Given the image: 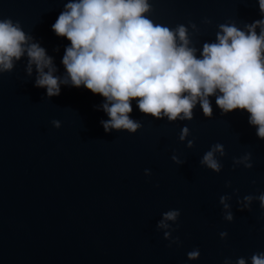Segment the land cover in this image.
<instances>
[{
  "label": "water",
  "instance_id": "1",
  "mask_svg": "<svg viewBox=\"0 0 264 264\" xmlns=\"http://www.w3.org/2000/svg\"><path fill=\"white\" fill-rule=\"evenodd\" d=\"M70 2L0 0V21L25 36L11 68L0 67V264H252L264 254V137L250 113L222 109L218 89L206 97L210 114L197 96L190 117L173 119L142 112L137 97L126 115L138 127L105 131L112 101L72 84L62 63L70 41L52 28ZM146 3L142 15L177 45L184 27L196 58L221 25L264 29L259 0ZM32 44L50 58L43 71L58 95L36 85ZM209 151L218 170L202 162Z\"/></svg>",
  "mask_w": 264,
  "mask_h": 264
},
{
  "label": "clouds",
  "instance_id": "2",
  "mask_svg": "<svg viewBox=\"0 0 264 264\" xmlns=\"http://www.w3.org/2000/svg\"><path fill=\"white\" fill-rule=\"evenodd\" d=\"M259 6L264 11V0H259ZM65 7L67 11L52 25L57 35L70 41L62 63L74 86L83 83L112 101L110 106L104 105L110 117L103 122L105 131L109 126L129 131L138 127L126 115L131 111L130 98H140L137 106L144 113L159 116L163 110L173 119L181 112L190 117L197 96L204 113L210 114L206 97L218 89L223 95L217 96L216 103L224 110L246 109L249 122L258 125V136L264 137V29L257 36L250 27L245 35L234 26L221 25L223 35L217 34L218 42L206 43L201 57L196 58L194 50L186 46L183 26L176 30L182 41L177 45L172 31L154 26L142 15L148 9L146 0H76ZM24 40L18 27L0 21V67L11 68V57L19 58ZM28 56L40 73L36 85H46L49 96L58 95L57 79L51 70L43 71L51 62L44 49L32 44ZM182 92L188 95L181 96ZM202 162L214 170L219 168L211 151ZM259 199L264 206V194ZM178 214L173 210L164 216L174 220ZM226 218L230 220L231 214ZM160 223L167 227L164 221ZM197 255V251L188 253L189 258ZM238 264L245 262L240 259ZM252 264H264V254L253 255Z\"/></svg>",
  "mask_w": 264,
  "mask_h": 264
}]
</instances>
